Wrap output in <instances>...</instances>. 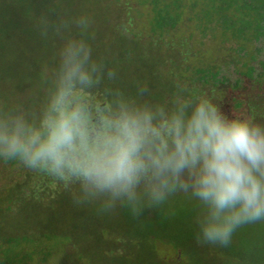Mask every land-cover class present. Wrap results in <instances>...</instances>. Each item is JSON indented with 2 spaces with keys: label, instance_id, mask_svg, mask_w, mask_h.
Instances as JSON below:
<instances>
[{
  "label": "trees",
  "instance_id": "1",
  "mask_svg": "<svg viewBox=\"0 0 264 264\" xmlns=\"http://www.w3.org/2000/svg\"><path fill=\"white\" fill-rule=\"evenodd\" d=\"M70 1L0 0V51L13 42L21 45L20 54L32 41L47 45L52 31L62 27L57 17L70 8ZM137 4L133 8L125 4L113 15L110 30L116 48L111 67L123 68L138 52L152 54L150 63L139 59L150 84L145 85L141 73L128 82L117 75L119 69L111 71V79L90 75L88 84L74 82L67 97L68 110L79 109V127L89 143L110 131L109 121L119 114L121 105L147 106L155 113L157 107L170 112L186 103V111L191 112L201 99H208L231 119H239L234 113L241 109L245 119L264 124V0H141ZM145 22L139 32L131 33L133 24ZM59 73L37 86L34 82L35 89L21 85L15 102L0 113V121L22 117L27 125L40 129L60 86ZM0 173L9 178L0 189V211L25 200L54 202L81 188V180L68 169L58 175L47 167L30 168L19 156H0ZM53 227L46 222L29 233L2 236L0 256L6 257V264H40L50 251L39 244L55 237ZM169 230L157 225L124 239L127 243L146 239L151 251L168 248L170 254L158 256L162 264H185L191 250L183 242L189 236ZM67 242L64 249L72 252ZM121 245V238L114 240L116 254Z\"/></svg>",
  "mask_w": 264,
  "mask_h": 264
},
{
  "label": "clouds",
  "instance_id": "2",
  "mask_svg": "<svg viewBox=\"0 0 264 264\" xmlns=\"http://www.w3.org/2000/svg\"><path fill=\"white\" fill-rule=\"evenodd\" d=\"M78 23L86 27L88 20ZM90 54L84 41H68L60 53V86L40 129L22 117L0 121V156H19L30 168L58 175L68 169L81 180V200L106 197L101 212L119 202L138 218L142 196L151 206L173 191L191 192L207 209L198 243L227 247L239 226L264 220V124L231 119L208 99L191 112L186 103L155 113L121 105L110 131L89 143L67 97L74 82L90 83Z\"/></svg>",
  "mask_w": 264,
  "mask_h": 264
},
{
  "label": "rangeland",
  "instance_id": "3",
  "mask_svg": "<svg viewBox=\"0 0 264 264\" xmlns=\"http://www.w3.org/2000/svg\"><path fill=\"white\" fill-rule=\"evenodd\" d=\"M140 1L71 0L70 8L59 12L57 20L62 27L52 31L53 39L47 45H37L32 41L21 50L23 54L18 51L21 45L14 42L3 47L0 51V113L15 102L21 85L35 89L34 82L37 86L39 81L58 73L61 69L60 53L69 40L84 41L88 45L91 50L88 71L97 80L103 79L101 76L111 79V71L119 69L117 75L128 82L135 74H143V81L149 86L151 80L146 79V67L139 66V59L150 63L154 57L152 54L138 52L123 68L111 67L116 48L113 45L115 35L110 30L113 15L117 8L125 4L133 8ZM81 18H87L86 27L78 23ZM146 24H133L131 33L139 32L140 27L144 28ZM227 112L231 114L228 108ZM234 115L241 119L246 117L241 111ZM8 181L9 178L0 173V189L6 187ZM62 195L54 202L25 200L0 211V238L29 233L49 222L55 226L53 228L57 233L52 240L40 242L39 245L50 251L43 256L40 264H162L158 256L170 254L168 248L162 251V248L155 247L156 251H151L148 247L151 244L146 239H133L127 243L124 237L134 231H144L147 227L153 229L157 225H166L169 232L189 236L183 242V247L191 250L185 264H264V220L239 226L227 246L229 250L219 245L198 243V222L204 218L207 209L191 192L173 191L165 201L151 206L147 197L142 196V215L138 218H134L128 208L120 206L119 202L116 209L101 212L102 201L106 197L91 202L81 200V188ZM117 238H121L122 242L118 254L112 248ZM67 241L72 244V252L64 249ZM5 260V256H0V264H6Z\"/></svg>",
  "mask_w": 264,
  "mask_h": 264
},
{
  "label": "flooded vegetation",
  "instance_id": "4",
  "mask_svg": "<svg viewBox=\"0 0 264 264\" xmlns=\"http://www.w3.org/2000/svg\"><path fill=\"white\" fill-rule=\"evenodd\" d=\"M239 111H241V109H239ZM240 119V118H239Z\"/></svg>",
  "mask_w": 264,
  "mask_h": 264
}]
</instances>
